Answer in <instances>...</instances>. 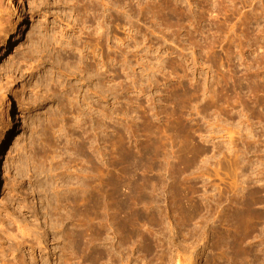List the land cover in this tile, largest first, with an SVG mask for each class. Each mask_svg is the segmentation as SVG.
<instances>
[{
  "label": "rangeland",
  "instance_id": "rangeland-1",
  "mask_svg": "<svg viewBox=\"0 0 264 264\" xmlns=\"http://www.w3.org/2000/svg\"><path fill=\"white\" fill-rule=\"evenodd\" d=\"M112 2L0 0V264H264V0Z\"/></svg>",
  "mask_w": 264,
  "mask_h": 264
},
{
  "label": "bare ground",
  "instance_id": "bare-ground-1",
  "mask_svg": "<svg viewBox=\"0 0 264 264\" xmlns=\"http://www.w3.org/2000/svg\"><path fill=\"white\" fill-rule=\"evenodd\" d=\"M19 1V0H18ZM108 2V6L112 7V0H107ZM107 5V3H106ZM25 19L23 15H20V17L18 18L17 22H14L10 28V30L6 33V35L3 37L2 41H1V49H0V66H2L3 64L6 63L7 58L11 55L12 53V49L13 47L19 42L22 33L25 31ZM99 39V38H97ZM96 39V40H97ZM103 40V39H102ZM98 41V40H97ZM99 42H97L96 44H98ZM100 45V44H99ZM89 56V55H88ZM83 57V56H82ZM89 58V57H88ZM85 59V58H84ZM87 61V60H86ZM85 66V65H84ZM81 70V69H80ZM83 72V71H81ZM79 73V72H78ZM81 74V73H80ZM82 79V78H81ZM80 81V80H79ZM72 88V87H70ZM74 89V88H73ZM72 90V89H71ZM77 90V88H76ZM79 90V87H78ZM74 91V90H73ZM70 94V93H69ZM78 94V91L77 93ZM74 97V96H73ZM77 96L75 95V98ZM9 112L11 113V108H8V112H6L7 115V122L6 124L1 128L0 130V183L1 180L4 178L5 176V172H6V161H5V149L6 146L9 142V135L11 134L12 130H14V121H13V117L11 114H9ZM93 113V112H92ZM91 115V113H89ZM95 117V115H94ZM95 181V180H94ZM94 184V183H93ZM96 186V185H95ZM94 185H92V201L91 198L89 201H91V212L93 214V216H96V204H97V200H96V189L97 187H95ZM91 189V188H90ZM81 198V197H80ZM84 204V203H83ZM85 205V204H84ZM92 218L91 221H95V218ZM102 236V234H101ZM100 238V237H99ZM103 239V238H102ZM81 239L79 238L78 235H76L75 239H74V245L77 249V251L79 250L80 246H81ZM79 258V257H77ZM114 263V262H113ZM77 264H79V261L77 262Z\"/></svg>",
  "mask_w": 264,
  "mask_h": 264
}]
</instances>
